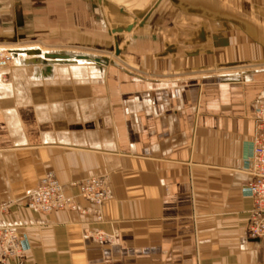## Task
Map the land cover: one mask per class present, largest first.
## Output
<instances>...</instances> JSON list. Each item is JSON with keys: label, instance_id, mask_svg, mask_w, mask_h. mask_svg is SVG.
<instances>
[{"label": "crops", "instance_id": "0c3cea01", "mask_svg": "<svg viewBox=\"0 0 264 264\" xmlns=\"http://www.w3.org/2000/svg\"><path fill=\"white\" fill-rule=\"evenodd\" d=\"M163 1L139 28L112 0H0V47L16 50L0 69V227L25 264H264L242 195L264 5ZM45 54L68 62L36 64ZM48 175L83 209L70 184L103 178V221L28 210Z\"/></svg>", "mask_w": 264, "mask_h": 264}, {"label": "built area", "instance_id": "2783aa9c", "mask_svg": "<svg viewBox=\"0 0 264 264\" xmlns=\"http://www.w3.org/2000/svg\"><path fill=\"white\" fill-rule=\"evenodd\" d=\"M13 60V54L0 49V69H4ZM253 122L255 133L249 158L248 173L251 181L242 188V195L252 201V211L247 223V234L251 240L264 243V89L257 103ZM76 190V197L81 198L90 206L80 208L75 198L67 196L62 185L52 176L42 179L36 188L22 200L28 210L38 214H52L58 211L76 212L81 216H91L96 224L103 221L101 208L109 197V187L103 178H89L78 183H71ZM9 209L8 204H0V215ZM89 235V231H84ZM97 242H108L114 235L103 233L90 234ZM23 248L19 234L6 226L0 227V264L13 262L25 264Z\"/></svg>", "mask_w": 264, "mask_h": 264}, {"label": "rangeland", "instance_id": "374dc122", "mask_svg": "<svg viewBox=\"0 0 264 264\" xmlns=\"http://www.w3.org/2000/svg\"><path fill=\"white\" fill-rule=\"evenodd\" d=\"M157 1L158 0H112L114 7L116 8L117 11H118V9H119V11L123 9L124 13H126L127 15H131V17H133L135 19H140V18L144 17L146 15V13H148V11L154 6V4ZM201 1H203V3L207 6L210 5V6L215 7L217 5L216 0H201ZM163 2H165V1H163ZM185 2L186 1H184V0H181L179 2V4H180L179 7H181L183 10H185V7H184V4H186ZM239 2L240 3L247 2L248 4H251V5L254 4V2H255V4H260L262 6L264 5V0H239ZM161 3H162V1L160 2V4ZM198 3H200V2H198ZM220 5H221V3L218 4V6H220ZM207 6L201 7L202 11H204L205 14H206V12H208L206 10ZM117 19L119 22H121L119 18H117ZM0 49L6 50V51L11 52V53L13 51L16 52L15 48H10V47L9 48L8 47H0ZM24 57H27L26 54H20V58L23 59ZM65 62H68V61H65Z\"/></svg>", "mask_w": 264, "mask_h": 264}, {"label": "water", "instance_id": "95a60500", "mask_svg": "<svg viewBox=\"0 0 264 264\" xmlns=\"http://www.w3.org/2000/svg\"><path fill=\"white\" fill-rule=\"evenodd\" d=\"M163 0H158L154 6L150 9V11L143 17V19L141 20L140 24L138 25L139 28H142L144 26V24L146 23V21L149 19L150 15L152 14V12L156 9V7L160 4V2ZM168 1H173L174 0H168ZM118 45L115 44V54L118 55ZM31 55H40L38 52H32ZM66 61L67 60V56H62V55H58V54H45L43 55L42 60H37L35 61L36 64H42L45 66H49V62L48 61Z\"/></svg>", "mask_w": 264, "mask_h": 264}, {"label": "bare ground", "instance_id": "6f19581e", "mask_svg": "<svg viewBox=\"0 0 264 264\" xmlns=\"http://www.w3.org/2000/svg\"><path fill=\"white\" fill-rule=\"evenodd\" d=\"M117 18H119L117 15H113L112 16V19H114L115 21H114V23H117V22H119L118 21V19ZM119 37H121V36H119ZM34 47V46H33ZM38 47V46H37ZM6 49V48H5ZM44 52V51H43ZM25 54V53H24ZM27 56V55H26ZM24 58H27V57H24ZM79 63H84L83 61H81V60H77ZM77 62V63H78ZM80 65V64H79Z\"/></svg>", "mask_w": 264, "mask_h": 264}]
</instances>
